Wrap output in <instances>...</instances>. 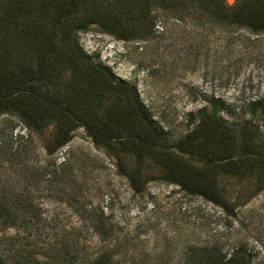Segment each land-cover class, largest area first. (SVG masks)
Masks as SVG:
<instances>
[{"label":"rangeland","instance_id":"rangeland-1","mask_svg":"<svg viewBox=\"0 0 264 264\" xmlns=\"http://www.w3.org/2000/svg\"><path fill=\"white\" fill-rule=\"evenodd\" d=\"M240 1L249 0L224 3L234 7ZM157 15L156 33L146 41L120 40L108 32L110 23L122 18L121 29L130 34L137 17L133 8L93 15L96 24L78 31L76 40L117 81L135 86L152 121L162 130L165 145L190 133V115L208 108L211 99L227 106L219 117L236 130L238 120H250L246 105L264 99V34H250L237 23L230 28L210 26L199 11L185 21L160 11ZM110 101L104 97L97 110L109 109ZM260 126L264 139V124ZM51 131L47 129L40 140L34 137L21 143L16 138L23 135L25 141L27 135L22 125L14 117L0 116V140L4 141L0 147L6 159L1 162L0 158V180L10 192L24 191L27 201L41 209L43 221L33 225L44 227L45 232L31 239L35 244L47 246L50 238L57 247L69 246V252L77 251V264L115 244L124 264H183L193 251L204 248L227 258L242 248L251 264H264V181L255 176V163L248 161L240 176L192 164L197 176L209 179L210 192L232 210L229 215L202 197L182 191L170 182L171 173L155 168L151 160L144 164L147 182L142 192L135 193L128 180L117 174L113 154L95 147L83 128H77L71 142L50 155L45 140ZM14 151L18 154L11 163ZM47 166L62 167L50 180L39 169ZM99 211L108 221L97 225ZM101 227L106 232L99 235ZM0 231L17 232L4 226Z\"/></svg>","mask_w":264,"mask_h":264},{"label":"trees","instance_id":"trees-1","mask_svg":"<svg viewBox=\"0 0 264 264\" xmlns=\"http://www.w3.org/2000/svg\"><path fill=\"white\" fill-rule=\"evenodd\" d=\"M249 1L232 7L224 0H0V116L14 117L22 125L27 135L25 141L23 135L16 138L21 143L34 137L40 140L51 128V136L45 140L50 155L68 145L77 128H83L95 147L113 154L117 174L128 180L135 193L142 192L147 182L144 164L151 160L155 168L171 173L170 182L182 191L200 196L230 215L232 210L222 197L210 192L209 179L197 176L192 164L240 176L251 161L258 166L255 176L264 181V139L259 131L264 124V99L246 105L250 120H238L237 130L219 117L227 106L211 99L208 108L190 115L191 132L171 146L165 145L162 130L152 121L135 86L117 81L108 68L94 63L79 47L76 33L96 24L92 16L104 10L124 13L133 8L137 17L130 34L121 29L120 18L109 25L112 36L120 40L153 38L157 11L177 21L199 11L205 13L210 26L230 28L237 23L250 34H264V0ZM98 5L102 11L96 9ZM104 97L111 99L109 109L97 110ZM17 154H10L11 163ZM3 155L0 147L1 162L6 160ZM60 167L39 169L51 180ZM10 191L0 180V227L17 230L13 235L0 231V264H77V251L69 252V246L57 247L50 238L47 246L31 241L40 236L39 231L45 232L44 227L33 225L43 221L42 211L27 201L30 198L24 191ZM99 214L97 225L108 221L102 211ZM97 230L99 235L106 232L104 227ZM117 247L104 246L95 257L79 264H124L115 253ZM183 264L251 262L242 248L228 258L204 248L193 251Z\"/></svg>","mask_w":264,"mask_h":264}]
</instances>
